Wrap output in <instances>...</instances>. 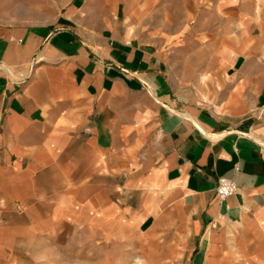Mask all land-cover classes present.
Listing matches in <instances>:
<instances>
[{
    "label": "crops",
    "instance_id": "0c3cea01",
    "mask_svg": "<svg viewBox=\"0 0 264 264\" xmlns=\"http://www.w3.org/2000/svg\"><path fill=\"white\" fill-rule=\"evenodd\" d=\"M0 264H264V0H0Z\"/></svg>",
    "mask_w": 264,
    "mask_h": 264
},
{
    "label": "rangeland",
    "instance_id": "374dc122",
    "mask_svg": "<svg viewBox=\"0 0 264 264\" xmlns=\"http://www.w3.org/2000/svg\"><path fill=\"white\" fill-rule=\"evenodd\" d=\"M155 11H156V17L155 18L158 19L159 18L158 9L156 8ZM138 31L140 34L142 33L145 37L152 38L151 40H153V41H157L159 39L158 36H160V35L164 36L165 33L170 34V33H175L176 31L179 32L178 36H182L181 27L177 26L175 23H170V22L164 23V22L154 21V22H146L143 24L140 23L138 25ZM180 41L181 40L179 39V42ZM181 88L182 89H180L178 94H179V97L182 99H186L189 96L194 97V95H197V94L200 95L201 94L200 91H198L197 89H194L190 86H183ZM206 89H208V88H205V90ZM205 90H203V92Z\"/></svg>",
    "mask_w": 264,
    "mask_h": 264
},
{
    "label": "built area",
    "instance_id": "2783aa9c",
    "mask_svg": "<svg viewBox=\"0 0 264 264\" xmlns=\"http://www.w3.org/2000/svg\"><path fill=\"white\" fill-rule=\"evenodd\" d=\"M238 190L237 183L229 177H220L217 186L216 193L219 196L220 200L228 198L233 193H236Z\"/></svg>",
    "mask_w": 264,
    "mask_h": 264
}]
</instances>
